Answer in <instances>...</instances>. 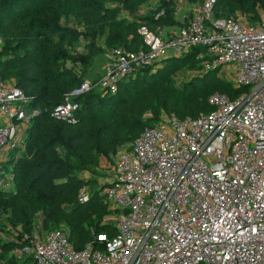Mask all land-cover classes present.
I'll list each match as a JSON object with an SVG mask.
<instances>
[{
	"label": "built area",
	"instance_id": "1",
	"mask_svg": "<svg viewBox=\"0 0 264 264\" xmlns=\"http://www.w3.org/2000/svg\"><path fill=\"white\" fill-rule=\"evenodd\" d=\"M215 3L203 0L168 34L141 27L137 51L110 50L96 83L84 80L53 109L52 118L73 125L80 106L71 97L115 94L135 69L195 47L206 51L193 72L215 71L234 93H212L211 110L194 119L163 116L104 160L108 231L91 230L81 249L61 231L24 237L20 254L33 264H264V13L254 22L215 18ZM35 116L22 91L0 82L1 191L14 190L4 165ZM89 196L86 186L78 192L80 203Z\"/></svg>",
	"mask_w": 264,
	"mask_h": 264
},
{
	"label": "trees",
	"instance_id": "2",
	"mask_svg": "<svg viewBox=\"0 0 264 264\" xmlns=\"http://www.w3.org/2000/svg\"><path fill=\"white\" fill-rule=\"evenodd\" d=\"M199 1L200 4L203 2ZM149 2L150 0H0V14L16 16L27 27V35H34L31 42L19 39L9 50H0V82L12 84L22 91L30 99V107L36 112V116L30 120L24 132L21 147L15 149L17 158L12 155L9 162L4 165L7 170L10 169L14 190L12 192L0 190V196L7 198L5 199L7 201L0 199V232L5 231L4 224L12 227L15 225L11 217L15 215L21 218V229L18 231L19 235L14 234L17 230L12 227L9 229L10 232H4L11 233L12 239L0 237V264L32 262L31 257L21 258L20 254L24 237L33 238L31 221L24 210V204L30 201L47 210V213L42 211L39 226L54 229L52 232L60 231L57 230L60 225H65L68 228L64 233L76 249H81L92 239L91 230L95 233L108 231V226L103 224V220L113 212L108 208L101 188L90 194L88 203H80L78 200L79 190L89 184L82 179L81 174L90 173L94 167H101L102 161H108L118 149L128 147L144 128L160 121L145 119L142 113L117 109L124 91L137 95L135 90L139 80L149 86L163 84L173 91L178 107L174 99V105L162 101L155 104L151 111L163 112L178 119H194L208 113L211 109L207 100L214 92L229 96L234 94L230 85L219 79L215 71L195 76L190 85L181 83L177 86L174 79H164L160 76L154 78L156 71L161 67L199 69L196 56L205 53L206 50L195 47L185 56L164 58L162 66L155 69L152 67L135 69L132 74L120 81L115 94H105L96 88L78 97H71V100L80 106L75 112L76 121L73 125L52 118L51 112L59 104L52 105L60 100H66L83 81L78 83L79 74L73 69L68 73L58 68H42L50 76L52 85L32 80L28 77L27 70L22 67L29 61L28 56L35 55L40 67L68 61L75 68L87 71L99 56L102 54L105 56L112 49L137 51L143 44L138 33L143 26L152 32H158L159 28L168 34L182 25V21L176 20L170 3L161 0V4L155 9L143 11ZM84 8H89L95 19L102 23L101 29L91 27L79 31L49 19L52 12L75 19L83 14ZM160 9H164L165 14L157 17ZM213 11L215 18L245 17L246 20L254 22L264 13V0H216ZM99 39L102 40V47L97 44ZM79 41L83 44L81 51L70 53L66 49L67 43ZM47 50L56 53L47 56ZM11 65H15L16 68H12ZM101 74L91 81L96 83ZM75 82L78 83L76 86L63 89L65 84L73 85ZM214 82L216 83L213 84ZM203 86L212 91L204 100L195 102L192 94ZM52 90L54 94L49 93ZM28 91L33 93L29 95ZM111 102L116 104L115 107L109 108ZM89 115L93 116L95 123L83 124L82 118ZM43 123L51 125V129L43 128ZM35 132L38 136H42L43 133L48 137V142L37 141L35 148L28 150L27 145ZM48 179L52 181L42 188V184ZM54 180L59 181L57 185L53 184ZM90 204L96 205L100 211L82 217L80 213L86 206L90 207ZM55 210H58V214ZM90 210L92 211V207L87 211Z\"/></svg>",
	"mask_w": 264,
	"mask_h": 264
},
{
	"label": "rangeland",
	"instance_id": "3",
	"mask_svg": "<svg viewBox=\"0 0 264 264\" xmlns=\"http://www.w3.org/2000/svg\"><path fill=\"white\" fill-rule=\"evenodd\" d=\"M164 1L171 4V10L174 12L175 17L181 18L179 21H182L184 18L185 19L190 18L193 14V11L197 9V7L200 5L199 0H164ZM160 4H161V0H150L147 6L143 8V11H146L151 8L155 9ZM49 19L56 21L57 23L66 26L67 28H72L79 31H84V29H88L91 27L99 30L101 29L102 26V23L95 19V16H93L89 8H84L83 14L75 19L66 18L64 16H61L57 12H52L49 15ZM19 39H24L25 42H31L34 40V35H30V36L27 35V27L24 26V24H22L20 19L17 18L16 16L12 14H0V50H9L11 46L15 45L16 40ZM101 41H102L101 39L97 40V44H99V47H102ZM82 48H83V44L80 41L76 43L66 44V49L70 53L81 51ZM54 53H56V51L53 50L46 51L47 56L53 55ZM28 58L29 61L23 64L22 66L24 69L27 70L28 77L32 80H39L41 82L43 81L44 83L48 82L49 85H52L53 82L50 76H48L46 74V71L43 70L42 68L44 69L58 68L61 70H66L68 73L73 69L75 72L79 74L80 80L78 81V83H81V81L84 80L91 81L101 73L103 59L105 58V56H103V54L99 56L94 61L93 66L87 71L85 70L82 71L77 67L75 68V66L68 61H63L55 65L47 64L44 67H40L37 64L35 55H29ZM11 66L14 69L16 68L15 65H11ZM160 66H162V63L159 65V67ZM193 71L195 70H189V69L180 70L175 66H172L170 68L161 67L159 70L156 71L157 73L155 74L154 78L160 76L163 77L164 79L165 78L174 79L177 86H180L181 83H187V85H190L191 80H194L195 76H201V74L198 75L197 72L194 73ZM78 83L75 82L73 85L65 84L63 86V89H69L70 87L76 86ZM215 83L216 82H214L213 84ZM136 85H137V89L135 90V92L137 95H132L129 92L124 91L120 96L121 104L117 105V109L119 111L131 110L132 112L135 113L137 112L142 113L145 119H155L153 120L154 122L156 121V119L159 120L163 116H167V114L163 112L161 113H157L156 111L152 112L151 109L155 104L160 103L162 101H167L169 105H174V99H175L174 92L168 89L163 84L161 86H157L156 84L149 86L147 84H144L143 81L139 80V83ZM204 86L203 88L196 89L195 93L192 94V99L195 102H200L204 100L208 96V94L212 91ZM216 88L218 89L219 85H217ZM27 93L30 95L33 93V91H28ZM49 93L54 94L53 90L49 91ZM62 101H65V99L58 101L56 104H53L52 106L60 104ZM115 105L116 104L114 102H111L108 106L109 108H113L115 107ZM176 106L178 107L177 102H176ZM82 121L83 124L86 125H90V124L93 125L95 123V120H93L92 115L86 117L84 116L82 118ZM43 128L51 129V125H49L48 123H43ZM37 141H40L42 143H47L48 137L44 136L43 133L42 136H38L37 132L33 133L30 143L27 145V149L28 150L34 149ZM12 155H14V158H17L18 154H15V151H12ZM103 162L104 161H102V165ZM102 165L101 167L99 166L96 168L95 167L92 168L90 173L81 174L82 179H84L86 183H89L88 185H86V188L90 194L96 190H100L101 188L99 182L102 183L106 175V173H104ZM103 166H107V165L104 164ZM51 181L52 179L46 180V182L42 184V188ZM58 182H59L58 180H54L53 184L57 185ZM0 197L2 201H7L5 200L7 199L6 197L4 196H0ZM90 207H92V211L91 210L87 211ZM90 207L86 206L85 209L82 211V213H80V215L82 217L90 216V215H94L93 213H95V211H100V209L97 208L96 205L94 204H90ZM24 210L28 215L29 221H31V229H32L31 232L33 237L37 236L38 238H43L47 236L49 233H51V230H54L48 227L44 228L42 226H39V223L41 222L42 211L45 212L47 211L44 208H42V206L34 204V202L30 201L28 202V204H24ZM55 212L58 214V210L57 211L55 210ZM11 217H13L15 225H13L12 227L10 225L4 224L5 231H2V233L0 232V237H3L5 239L7 238L12 239L11 233L8 234L4 233L6 231H9L11 227L14 228V230H17L14 234L19 235L18 231H20L21 229V224H20L21 218H18L19 217L18 215ZM67 228L68 227L62 224L60 225V228L57 230L65 232ZM27 257L29 256L25 254L21 255V258H27ZM28 264H32V262L30 261Z\"/></svg>",
	"mask_w": 264,
	"mask_h": 264
},
{
	"label": "crops",
	"instance_id": "4",
	"mask_svg": "<svg viewBox=\"0 0 264 264\" xmlns=\"http://www.w3.org/2000/svg\"><path fill=\"white\" fill-rule=\"evenodd\" d=\"M177 21H179L181 18L179 17H175ZM104 64V63H103ZM102 69H103V65H102ZM102 69H101V73H102ZM12 156V155H11Z\"/></svg>",
	"mask_w": 264,
	"mask_h": 264
}]
</instances>
